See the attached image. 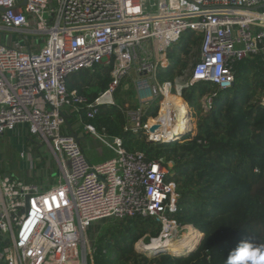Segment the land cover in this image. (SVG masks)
I'll use <instances>...</instances> for the list:
<instances>
[{"label": "built area", "instance_id": "obj_1", "mask_svg": "<svg viewBox=\"0 0 264 264\" xmlns=\"http://www.w3.org/2000/svg\"><path fill=\"white\" fill-rule=\"evenodd\" d=\"M0 9V138L24 129L50 150L59 172L46 187L0 177V262L87 264L92 226L102 220L155 219L159 237L147 235L146 245L168 224L182 228L166 216L177 197L162 161L127 152L120 139L80 122V111L93 119L116 107L125 132L158 140L142 119L163 96L181 97L200 83L230 89L237 63L258 56L264 63V0H0ZM187 32L201 36L198 53L180 76L159 82L168 52ZM107 69L110 82L92 102L68 91L72 76ZM132 71L140 106L122 108L116 95ZM66 110L110 159L89 162L64 130ZM37 161L29 156L31 171Z\"/></svg>", "mask_w": 264, "mask_h": 264}, {"label": "trees", "instance_id": "obj_2", "mask_svg": "<svg viewBox=\"0 0 264 264\" xmlns=\"http://www.w3.org/2000/svg\"><path fill=\"white\" fill-rule=\"evenodd\" d=\"M200 40V35L185 33L168 52L170 67L159 70L158 79L172 81L180 76L198 53ZM109 82L107 69L84 81L69 80L67 88L92 102ZM204 97H212L206 109L202 107ZM117 98L120 107L126 103L132 107L130 101L120 95ZM181 99L188 108L192 130L172 143L151 142L145 131L125 132L127 119L116 107L102 108L93 119H87L83 110L80 114L82 123L120 139L127 152L143 153L147 161H162L169 172L166 180L173 184L177 197L167 219L195 227L203 235L197 250L187 257L159 254L148 259L134 245L145 235L158 238L161 224L150 217L113 220V226L99 236L94 264H227L242 241L264 246L262 59L258 56L237 63L230 89L200 83L183 91ZM163 103L164 98L151 105L143 123L149 125Z\"/></svg>", "mask_w": 264, "mask_h": 264}, {"label": "rangeland", "instance_id": "obj_3", "mask_svg": "<svg viewBox=\"0 0 264 264\" xmlns=\"http://www.w3.org/2000/svg\"><path fill=\"white\" fill-rule=\"evenodd\" d=\"M103 71H100L97 74L102 73ZM91 77V74L88 72H85V74L77 75V76H72L69 80H77V81H84L87 80ZM137 80V76L135 73L132 71L131 72V78H130V87H131V93L134 95V102L138 106H140V103L136 101V91L134 89V81ZM160 82V80H159ZM209 98L204 97L201 99L202 101V107L204 109L207 108L208 105H205L206 101ZM175 110L179 112V107L177 105L174 106ZM72 117V116H71ZM69 124L65 125V131L69 134V130H71L70 126L73 125L74 128H77V134H80V136H83V139L86 138V143L94 144L93 150L92 151H84L87 159L90 161L92 165L102 163L107 159H110L112 157V152L108 150L105 146L103 147L102 143L98 141L97 139L91 137L90 138L94 139V141L90 138H88L87 134L83 130L81 124L77 121V119H74L73 122V117L69 118ZM80 122L82 121L81 114L79 116ZM163 123H165V129L161 130L162 133L160 134V137L158 139L161 140H167L170 138H173L175 133H173V136H168L165 131L168 130V127L171 126V124H168V121H165L164 118L162 119ZM191 122V121H190ZM69 128V130L67 128ZM162 127V126H160ZM192 127V124H191ZM20 135V136H19ZM176 136V135H175ZM147 138V137H146ZM84 140H82L83 142ZM81 142V140H80ZM99 149L101 151V156L99 154ZM33 156L34 161H37L36 167L33 171H31L28 168V159L29 156ZM45 167H48L45 169ZM58 170L57 167L54 164L52 154L50 150L45 146V145H40L38 142H34L32 138H30L26 133L24 136L21 134H12L9 135L7 134L0 140V176H9L12 178H16L18 180L23 181L24 183H29V184H35L39 186L45 185H53L58 177ZM113 219H108L104 221H98L93 224L92 226V237L91 238V243L93 244L92 247V253L91 256H88L87 264H94V261L96 259V250L99 247V239L102 234L105 233V231L113 226ZM177 228H180L177 226ZM97 235V236H96ZM178 235H186V232H179ZM98 237V238H97ZM96 238V239H95ZM143 238V237H142ZM151 238V237H150ZM150 240L148 238L145 239L143 245L148 244ZM137 244V243H136ZM134 245V248L142 255H144L148 259H153L154 255L153 253H144L139 251L137 245ZM153 245V244H152ZM149 246V245H148Z\"/></svg>", "mask_w": 264, "mask_h": 264}, {"label": "bare ground", "instance_id": "obj_4", "mask_svg": "<svg viewBox=\"0 0 264 264\" xmlns=\"http://www.w3.org/2000/svg\"><path fill=\"white\" fill-rule=\"evenodd\" d=\"M163 98L164 103L161 110L159 111V113H157V116L152 119L151 123L148 126L151 129L156 128V130H152V132L156 133L157 137L159 138L160 134L162 133L161 130L166 128L165 123H163L162 121V119L164 118L165 121L169 122L168 124H171V126L168 127V130L165 131L168 136H173V133H175V135L179 137L180 135H182V133H186L181 138L187 136L191 132L192 127L186 103L181 99V97L175 95L166 94V96H163ZM175 105L179 107V112L175 110ZM172 117H174L175 119L173 122L171 120ZM157 130H159V132H157ZM179 232H186V235H183L182 237V235H178ZM199 236L200 232L196 230L195 227L186 226L177 228L174 225L168 224L165 227L164 235L161 237V239L152 240L153 245H143L145 239L149 237L147 235L141 238L136 245L138 249L142 247L139 250L148 251L150 253L158 249L159 247L172 251H181L187 249L191 242H195L196 240H198ZM179 237H182V241L178 240Z\"/></svg>", "mask_w": 264, "mask_h": 264}, {"label": "clouds", "instance_id": "obj_5", "mask_svg": "<svg viewBox=\"0 0 264 264\" xmlns=\"http://www.w3.org/2000/svg\"><path fill=\"white\" fill-rule=\"evenodd\" d=\"M227 264H264V246L242 241L229 255Z\"/></svg>", "mask_w": 264, "mask_h": 264}, {"label": "crops", "instance_id": "obj_6", "mask_svg": "<svg viewBox=\"0 0 264 264\" xmlns=\"http://www.w3.org/2000/svg\"><path fill=\"white\" fill-rule=\"evenodd\" d=\"M131 87L130 86H127V85H125V87L124 88H122V91H119L118 93H117V95H120V98L122 99V100H126V101H130V104H131V106H134V107H138V105L136 104V102H134L133 103V101H134V97H135V94L133 95L132 93H131ZM128 93H131V95H127ZM137 94V93H136ZM117 95H116V100H119L118 98H117ZM136 101H138L139 103H140V101H139V96H138V94L136 95ZM65 113H66V122L69 124V118H72L73 117V122H74V119H76V117L73 115V113L70 111V110H66L65 111ZM72 116V117H71ZM80 124V123H79ZM67 125V124H66ZM67 128V127H66ZM70 128H71V130H69V128H67L68 130H69V134H71L72 132L73 133H77L76 131H77V128H74L73 127V125L72 126H70ZM65 130V129H64ZM17 133V135L18 134H21V136L23 135L24 136V134L26 133L25 132V130L24 129H21L20 130V132L18 133V132H16ZM16 133H7V134H9V135H12V134H16ZM67 133V132H66ZM7 134H5L4 136H6ZM3 136V137H4ZM20 136V135H19ZM88 136V138H90L89 137V135H87ZM2 137V138H3ZM2 138H0V140L2 139ZM78 138H79V142H80V140H81V142H80V145H81V147L83 148V150L84 151H92L93 150V147H94V144H90L89 143V140H88V143H86V138H84L83 139V136L81 137L80 136V134L78 133ZM90 139H92V138H90ZM82 140H84L83 142H82ZM93 141H94V139H92ZM104 147V146H103ZM109 150V149H108ZM101 151H102V149H101ZM101 151H100V149H99V154H100V156L102 155L101 154ZM90 162V161H89ZM1 177V176H0ZM3 177H5V176H3ZM2 178V177H1ZM29 184V183H28ZM0 264H3L2 262H0Z\"/></svg>", "mask_w": 264, "mask_h": 264}, {"label": "water", "instance_id": "obj_7", "mask_svg": "<svg viewBox=\"0 0 264 264\" xmlns=\"http://www.w3.org/2000/svg\"><path fill=\"white\" fill-rule=\"evenodd\" d=\"M0 12H2V9H0ZM155 131L156 128H152L151 131ZM186 133H182V135L179 136H175L173 138H170V139H167V140H161V139H158V140H150L151 142H155V143H172V142H177L179 141V138H181L182 136H184ZM71 137L79 142V139L77 137V135L75 133H72L71 134ZM177 226V225H176ZM180 226H183V227H186V226H189V225H180ZM203 235H201L200 237H198V240H196L195 242H191L190 245L187 247V249H184V250H181V251H172V250H169V249H160L158 251H153L151 253H153L154 256L156 255H159V254H170L172 257H187L189 256L190 254H192L193 252H195L200 244V241H201V237ZM148 246V245H147ZM144 253H148V251H143V250H139ZM150 253V252H149Z\"/></svg>", "mask_w": 264, "mask_h": 264}]
</instances>
